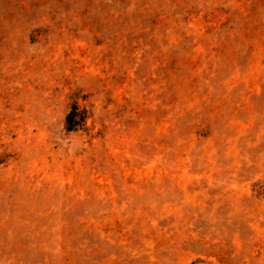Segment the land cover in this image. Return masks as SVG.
Returning <instances> with one entry per match:
<instances>
[{
	"label": "rangeland",
	"instance_id": "1",
	"mask_svg": "<svg viewBox=\"0 0 264 264\" xmlns=\"http://www.w3.org/2000/svg\"><path fill=\"white\" fill-rule=\"evenodd\" d=\"M0 264H264V0H0Z\"/></svg>",
	"mask_w": 264,
	"mask_h": 264
},
{
	"label": "trees",
	"instance_id": "2",
	"mask_svg": "<svg viewBox=\"0 0 264 264\" xmlns=\"http://www.w3.org/2000/svg\"><path fill=\"white\" fill-rule=\"evenodd\" d=\"M75 113H76V107H74V110L67 117L68 125H69L70 128H73V127L76 126V124H73V116H74Z\"/></svg>",
	"mask_w": 264,
	"mask_h": 264
}]
</instances>
